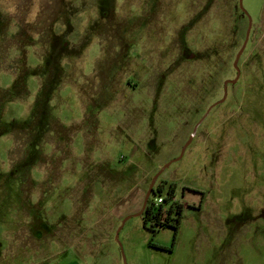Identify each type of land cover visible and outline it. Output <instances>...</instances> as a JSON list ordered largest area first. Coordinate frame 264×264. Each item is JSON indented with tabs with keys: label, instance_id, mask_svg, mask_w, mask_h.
I'll list each match as a JSON object with an SVG mask.
<instances>
[{
	"label": "rangeland",
	"instance_id": "374dc122",
	"mask_svg": "<svg viewBox=\"0 0 264 264\" xmlns=\"http://www.w3.org/2000/svg\"><path fill=\"white\" fill-rule=\"evenodd\" d=\"M0 0V264H264V0ZM170 202L163 203L167 209ZM131 211V212H130ZM172 215H176L172 213Z\"/></svg>",
	"mask_w": 264,
	"mask_h": 264
},
{
	"label": "water",
	"instance_id": "95a60500",
	"mask_svg": "<svg viewBox=\"0 0 264 264\" xmlns=\"http://www.w3.org/2000/svg\"><path fill=\"white\" fill-rule=\"evenodd\" d=\"M238 5H239V8L241 9V11L247 16V19H248V25L246 26V30H245V36H244V40L243 42L241 43V46L233 60V63H232V66L234 67V69L236 70V74L234 76L233 79H226L224 82H223V94H222V97L214 102L212 105H210L206 112L204 113V115L202 116L201 120L198 121L196 123V125L194 126L193 128V131H192V135L190 137H188L187 141L185 142V144L183 145L182 149H181V152L176 156L174 157L173 159H171L170 161H168L166 164L164 163L162 165L161 168H159L155 174L153 175V177L151 178V182L150 184L148 185L147 189H146V192H145V196H144V200H142V204H141V208L138 212L134 213V214H129V215H125L122 220H121V223H120V226L117 228V230L115 231V239H118V233L119 231H121L124 223L126 222V220L131 216H141L143 215L144 213V209H145V206H146V203H147V200H149L152 192L154 191L153 187H154V184L156 183L159 175L161 174V172L163 171L164 168H167L168 166H170V164H172L174 161L180 159L183 155V153L185 152L187 146L190 144L191 142V139L192 137L194 136V134L196 133V130H197V125H199L201 123V121H203L205 119V117L207 116L208 112L210 111L211 107L212 106H217L219 104H221L225 98H226V93H227V85L228 83H236L237 80L239 79V75L241 74V71L238 67V61H239V58H241V55L245 49V46H246V43L248 42V39H249V34H250V29H251V26H252V21H251V18L250 16L246 13L245 11V8L243 7V4H242V0H238Z\"/></svg>",
	"mask_w": 264,
	"mask_h": 264
},
{
	"label": "trees",
	"instance_id": "16d2710c",
	"mask_svg": "<svg viewBox=\"0 0 264 264\" xmlns=\"http://www.w3.org/2000/svg\"><path fill=\"white\" fill-rule=\"evenodd\" d=\"M163 186L157 185L156 192L163 196V200L156 207L153 206V199L147 200L144 213H143V224L147 229L151 230L152 233L156 232L161 227H172L175 232L180 224L182 217L181 205L176 204L174 199L175 184H171L167 188L166 195L162 194ZM154 192V191H153ZM152 192V193H153ZM170 202V206L165 209L163 203ZM176 215H172V213Z\"/></svg>",
	"mask_w": 264,
	"mask_h": 264
},
{
	"label": "built area",
	"instance_id": "2783aa9c",
	"mask_svg": "<svg viewBox=\"0 0 264 264\" xmlns=\"http://www.w3.org/2000/svg\"><path fill=\"white\" fill-rule=\"evenodd\" d=\"M163 200V196L162 195H158L157 198H154L152 201H153V206H157L159 205V203H161ZM174 200V199H173Z\"/></svg>",
	"mask_w": 264,
	"mask_h": 264
},
{
	"label": "flooded vegetation",
	"instance_id": "af4514ba",
	"mask_svg": "<svg viewBox=\"0 0 264 264\" xmlns=\"http://www.w3.org/2000/svg\"><path fill=\"white\" fill-rule=\"evenodd\" d=\"M197 122H198V121H197ZM197 122H196V123H197ZM196 123L194 124V126L196 125ZM199 125H200V124H199ZM199 125H197V128H198ZM194 126H193V128H194ZM193 128H192V131H193ZM196 132H197V130H196ZM195 134H196V133H195ZM195 134H194V136H195ZM191 135H192V132H191V134L189 135V137H190ZM194 136H193V137H194ZM193 137H192V138H193ZM187 139H188V137H187Z\"/></svg>",
	"mask_w": 264,
	"mask_h": 264
},
{
	"label": "crops",
	"instance_id": "0c3cea01",
	"mask_svg": "<svg viewBox=\"0 0 264 264\" xmlns=\"http://www.w3.org/2000/svg\"><path fill=\"white\" fill-rule=\"evenodd\" d=\"M144 196H145V195H144ZM130 212H131V211H130ZM132 214H134V213H133V210H132ZM132 214H131V215H132Z\"/></svg>",
	"mask_w": 264,
	"mask_h": 264
}]
</instances>
